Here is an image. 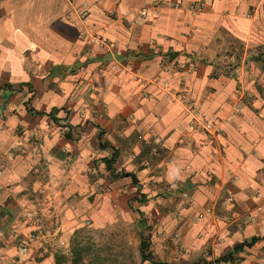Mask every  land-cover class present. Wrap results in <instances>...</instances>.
Returning a JSON list of instances; mask_svg holds the SVG:
<instances>
[{"label":"crops","instance_id":"1","mask_svg":"<svg viewBox=\"0 0 264 264\" xmlns=\"http://www.w3.org/2000/svg\"><path fill=\"white\" fill-rule=\"evenodd\" d=\"M0 113L8 260L69 264L90 228L136 258L143 236L156 262L264 264V0H0ZM53 204L66 249L17 218Z\"/></svg>","mask_w":264,"mask_h":264},{"label":"built area","instance_id":"2","mask_svg":"<svg viewBox=\"0 0 264 264\" xmlns=\"http://www.w3.org/2000/svg\"><path fill=\"white\" fill-rule=\"evenodd\" d=\"M174 7H179L178 4H175ZM192 12L200 11L204 8V2L200 1L197 4H192L188 7ZM128 13V12H127ZM78 18L80 20H86L88 18V10L86 8H82L78 11ZM93 41L99 45H105V42L96 37H92ZM182 101V100H181ZM182 103L186 106V112L190 114L192 119L195 121L196 125L202 128L206 134L210 137H214L219 134L222 130V125L220 120H214L210 118L205 110L202 109L201 105L195 101H191ZM234 112H239V108H235ZM4 115L0 113V120H3ZM2 127V126H1ZM0 127V128H1ZM54 204L50 205L48 209H29L23 213V221L28 226V238L30 240H37L38 242H44L45 239L54 238L57 242L66 249L67 247L64 244V241L59 238L60 234V225L57 223H52L55 218V209ZM10 234L14 239H18L20 234L15 227L10 228ZM18 250L21 253H26L28 251V245L26 243H20L18 246ZM67 251V250H66ZM18 264V259H7L3 256V251L0 252V264ZM213 264H242L241 262H236L232 260L225 261H215Z\"/></svg>","mask_w":264,"mask_h":264},{"label":"rangeland","instance_id":"3","mask_svg":"<svg viewBox=\"0 0 264 264\" xmlns=\"http://www.w3.org/2000/svg\"><path fill=\"white\" fill-rule=\"evenodd\" d=\"M22 215L23 212L17 218L22 220ZM76 239L74 258H70L69 264H142L141 257L136 258L131 251H125L124 243L117 242V238L113 240L106 230L95 232L90 228L81 229Z\"/></svg>","mask_w":264,"mask_h":264},{"label":"trees","instance_id":"4","mask_svg":"<svg viewBox=\"0 0 264 264\" xmlns=\"http://www.w3.org/2000/svg\"><path fill=\"white\" fill-rule=\"evenodd\" d=\"M66 135H68V134H66ZM100 146H102V144H100ZM114 159H115L114 156H112L111 158L105 159L106 166L108 169L110 168V164H111V162L114 161ZM121 174L124 176H130L132 178V181L136 182V178L133 174L126 173V172H122ZM139 246H140V254H141L142 264L143 263L144 264H165L162 262H156V261L150 260L151 255L148 252L149 242H148L147 238L142 236ZM225 260H232L231 255L223 256V257L219 258L217 261H225ZM61 262L62 261L60 260V261H57L55 264H61ZM73 262H75V261H73Z\"/></svg>","mask_w":264,"mask_h":264}]
</instances>
